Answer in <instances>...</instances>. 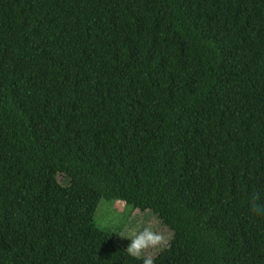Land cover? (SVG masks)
<instances>
[{
	"label": "trees",
	"instance_id": "16d2710c",
	"mask_svg": "<svg viewBox=\"0 0 264 264\" xmlns=\"http://www.w3.org/2000/svg\"><path fill=\"white\" fill-rule=\"evenodd\" d=\"M103 200L173 239L132 256ZM146 259L264 264V0H0V264Z\"/></svg>",
	"mask_w": 264,
	"mask_h": 264
},
{
	"label": "rangeland",
	"instance_id": "374dc122",
	"mask_svg": "<svg viewBox=\"0 0 264 264\" xmlns=\"http://www.w3.org/2000/svg\"><path fill=\"white\" fill-rule=\"evenodd\" d=\"M73 185L64 177L52 186L51 193L59 198L67 194ZM97 228L116 236L118 242L128 249L131 240L150 234L155 243H146L138 257L155 258L173 239L174 230L165 226L152 211H140L117 201H101L96 215Z\"/></svg>",
	"mask_w": 264,
	"mask_h": 264
},
{
	"label": "clouds",
	"instance_id": "9594fccd",
	"mask_svg": "<svg viewBox=\"0 0 264 264\" xmlns=\"http://www.w3.org/2000/svg\"><path fill=\"white\" fill-rule=\"evenodd\" d=\"M146 243H155L154 238L148 234V235H141L140 237L131 240L128 245V252L132 256H138L140 253V250L146 245ZM144 264H152V261L150 259L144 260Z\"/></svg>",
	"mask_w": 264,
	"mask_h": 264
}]
</instances>
